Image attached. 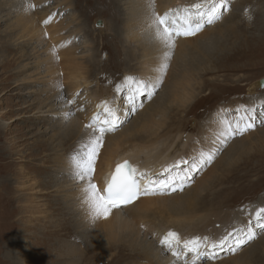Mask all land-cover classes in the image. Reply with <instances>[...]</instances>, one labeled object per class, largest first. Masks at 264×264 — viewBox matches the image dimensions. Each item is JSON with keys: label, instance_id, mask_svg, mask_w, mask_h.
Masks as SVG:
<instances>
[{"label": "rangeland", "instance_id": "1", "mask_svg": "<svg viewBox=\"0 0 264 264\" xmlns=\"http://www.w3.org/2000/svg\"><path fill=\"white\" fill-rule=\"evenodd\" d=\"M23 1L11 0L13 6L20 10L8 27L13 28V36L27 37L28 46L23 50L28 55L31 46L42 44L46 82L57 81L60 89H77L75 81L81 73L91 81L87 88H101L99 92L102 96V88L108 93H117V85L129 76L143 81L148 78L153 83L157 79L162 80L155 89V95L150 99L141 96L139 100L145 107L165 115L163 129L158 133H149V129L144 128L146 123H136L133 115H125V119L119 116L123 122L114 133H121L116 140L106 141L102 149H110L111 142L131 148L132 145H150L169 134L179 139L183 136L186 148L176 147L166 168H172L173 174L179 172L172 167L177 161L188 160L191 163L201 150L218 149L214 159L193 172L186 182L190 183V188L194 186L193 195L183 201L179 200L181 198L161 200V204L154 205L150 212V225L160 224L161 220L178 219L188 223L183 235L186 239L198 237L203 241L204 237L210 236L209 241H218L231 226L241 228L254 220L255 212L264 207V116H261L264 113V107H261L264 105V89L259 90L256 96H250L248 90L264 78V0H234L229 16L223 15L224 10L221 9L222 17L213 24L214 27L207 29L206 24L202 31L217 29L207 31L205 36L185 46L175 47L166 62L163 54L158 56L157 50L148 65L141 59L144 51L138 47L141 40L131 42L129 48L133 52V60L127 61L122 39L114 36L115 24L122 20L120 12L112 16L115 14L113 5L117 7L114 0H108L103 5L101 0H91L92 7H87L84 0H66L65 4H61L67 9L61 14L60 8L50 11L56 1H61L53 0L34 8L35 11L44 7L48 9L44 19L37 17L30 21L26 17ZM50 17L48 26L43 27L44 21ZM101 19L107 23V30L100 34L101 27L96 24L93 30V26L96 20ZM225 20L228 22L223 24ZM69 32L73 35L86 34L90 44L88 56L80 57L79 45L72 48L67 44L66 39L71 36ZM8 46L5 55L18 61L13 64L14 73L23 61L20 60L22 55ZM165 63L167 67L161 72ZM9 73L10 68L0 64V264H164L159 254L145 249L144 239L140 240L143 229L138 222L94 219L91 212L83 211L78 205L79 213L75 214L61 208L59 200L54 198L58 194L54 193V187L48 184L50 180L46 181L44 175L49 170L58 171L48 166L50 161H54L51 156L54 147L63 157L72 159L81 145L93 136L92 129L86 127L91 123H86L89 114L84 111L81 116H73L67 127L42 138L52 146L51 149L38 150L32 145L39 138L36 126L23 118V110L17 113L15 105L17 102L22 108L23 101L33 99H28L27 95H19L15 99L7 94V90L4 91L7 86H14L7 81ZM112 79H117L116 84ZM120 93L126 96L127 89ZM46 96L43 94V98ZM158 96L162 98L156 103ZM241 106L256 108V127L221 146L216 138L221 130L219 114L222 109H227L229 111L224 115L234 121L236 109ZM10 109L21 114L19 117L22 120H16L18 115L15 113L8 115ZM212 123L216 125L209 126ZM207 133L210 136L205 137ZM189 135L193 136V145L190 146L186 144ZM140 138H144L145 142L141 144ZM202 139L205 144L201 143ZM196 144H200L199 147H194ZM186 168V165H180V169ZM42 170L45 172L42 173ZM158 173L156 176L166 173L164 178L169 175L165 169ZM26 175L36 184L33 191L28 190L31 191L29 195L25 192L32 203L19 197L24 193L13 180L17 177L21 181ZM201 181L202 185L197 188ZM63 191L72 193L77 190L68 188V191ZM68 199L69 203L76 204L73 198ZM27 205L33 206V210L24 212L23 207ZM59 219H64L63 228L55 230L50 227L49 222ZM221 219L226 224L214 226ZM225 226L228 227L223 229ZM214 229L215 235L211 232ZM256 231L257 238L242 245L239 251H220L218 258L200 259L196 264H231L232 261L236 264H264V230ZM188 255L185 254L184 259Z\"/></svg>", "mask_w": 264, "mask_h": 264}, {"label": "bare ground", "instance_id": "2", "mask_svg": "<svg viewBox=\"0 0 264 264\" xmlns=\"http://www.w3.org/2000/svg\"><path fill=\"white\" fill-rule=\"evenodd\" d=\"M51 1L53 0H24L23 7L25 8L27 19L29 21L37 17L44 19L48 13L47 12L48 9L43 6L45 10L43 9L40 11L38 10L35 11L36 9L35 7L37 5L42 6L43 4L49 3ZM61 1H56L55 5L52 8H50V11L55 8L56 9L60 8L59 12L61 14L64 9L66 10L67 7L65 5H62L65 4L66 0H61ZM107 1L108 0H101V5L105 4ZM233 1L234 0H229L228 10L226 12L224 11L223 15L229 16L231 14L230 11L232 10V6L234 7ZM114 2L117 4V7L113 5V7H115V12H114L115 14H112V16L115 17L117 15V12H120L122 15V20L115 24L116 30L114 32V36L116 38L122 39L128 62L133 60L132 59L133 52L129 48L131 42L133 41L141 40V43L139 44L138 47L144 50L141 59L147 65L152 63L151 61L155 58V53L157 52V50H159L158 56L162 55L166 50H168L161 47V45L158 42L154 41V39L150 34V31L147 28L149 21V11L147 7L148 0H114ZM199 2H201V0H155V10L157 13L162 15L163 13L167 12L169 9L179 8L182 6H190L192 4ZM84 3L87 7L93 6L91 0H84ZM30 5H35L34 7L35 9L33 7H29ZM19 10H20L19 8L13 6L11 0H0V26H1L0 27L1 28L0 29L1 30L0 31V61H1L0 64L10 68V73L7 81L10 84L14 85L13 87L7 86V88H5L4 91L7 90V94L15 99H17L16 97H18L19 95L21 96L27 95L28 99L31 98L33 99L32 101L31 100H28L27 102L23 101L22 104L23 109L17 105V102L15 103V105L18 108L17 113H19V110L21 111L23 110L24 111L23 118H27V121L29 123L34 124L32 126H36L37 135L36 134L35 135L39 138L32 145L37 146L38 150L43 151V149L47 147L48 149H51L52 146H49V144L45 143L44 142L45 140H42V138L46 137L47 135H50L51 132L62 130L65 127H67L71 123L73 116L76 115L81 116L84 114V111H86L89 114L87 116L86 123L92 122L93 117L97 113L100 114V118L101 120H103L106 116V113L104 112V102H107V107L109 108L115 107L117 109L118 117L122 116L125 119V115L127 117L133 115L135 117L134 121H136V123L138 124L142 123L143 125H145L146 123V126L144 128L149 129L147 131L149 133H158L163 129L165 125V115H163L160 112H157L154 109L151 110L149 106L145 107L144 103L142 108L138 106L137 110L135 112H132L129 109V106L126 102V96H123L121 93L112 94L111 91L108 93L104 88H102L103 95L101 96L99 92L101 91V88L99 87L87 88V86L91 83L87 75H82L81 73L78 74L79 77L77 78V81H75V83L79 88L73 90L60 89V87H58L59 83L57 81L46 82L45 80L46 71L42 67V61H43L42 56L45 55V53L43 52L44 50H42L43 47H41L42 44L36 43L33 46H31L28 55L23 50L28 46L27 37L26 36L25 38L24 36L17 37V35L13 36L12 34L13 28L10 26L8 27L9 22L11 21L12 23V20L17 18V14ZM13 15L15 16L13 17ZM38 22H42V21H38ZM227 22L228 20H225L223 24ZM96 24L97 26L101 27L100 34L107 30V23L105 22V20L104 21L102 19L96 20L94 23L95 27L93 26V30H95ZM213 24L209 26L207 25L206 28L209 29L214 27ZM207 29L200 33H197L194 36L178 37L176 39L175 47L181 45L185 46L188 43L200 37L205 36L207 31L215 30L217 28L210 30ZM71 33L72 32H69V34ZM66 42L72 48H78L79 45L78 49L80 50V54H81L80 57H85L89 55L88 46L90 44L85 33L83 36L78 33L74 35L71 34V36H69L66 39ZM8 45H10V48L19 51L22 55L20 60L23 61L18 67H16L17 71H15L14 73L13 71L15 69L13 64L14 63L16 64V62L18 61H15L14 59H8L9 55L8 56L5 55L9 49ZM3 48L7 50H4ZM20 60L19 62H21ZM146 80L150 81L148 78H145V81ZM9 83L7 85H10ZM47 87H49L48 90ZM263 89L264 88L261 87L260 85V81H257L255 84H252L251 88L248 90L249 91L248 94L250 96H256L258 94L257 92ZM43 94L47 95L46 98H43ZM161 98H162L161 96L157 98L156 103H159ZM69 101H74V103H69ZM13 109L7 111L8 112L7 114L10 116L14 115L15 112L13 111ZM15 115H18L16 117V120H20V119L22 120V118L19 117L21 114L15 113ZM10 120L12 119L10 118ZM214 125L216 124L214 123H212V125L209 124V126H214ZM197 127L198 126H196V128ZM7 128L10 129L9 126ZM210 132L212 131L210 130ZM113 133L114 132H107L104 135L103 144L106 141L116 140L119 133L121 132H116L114 134ZM91 134L96 135V133H91ZM205 135H206L205 137H208L210 136V133H207ZM189 136L190 139L187 140L188 142L186 144L190 146L193 145L192 144L193 136L192 135ZM182 137L183 136H181L179 139V137L169 134L166 135L164 138H161L160 140L156 139V141H154L150 145H141V146L132 145L131 148H125L120 144L111 142L112 145L110 149L106 150L101 148L99 150V156L96 160V171L92 179L96 183L97 187L101 189V191H103L109 178L108 176H106V174L108 172H112L115 166L121 163L122 161H124L125 159L131 160L134 163L137 172L145 174V176L148 179H157V180L164 179V175L166 173L161 174L159 176L156 175H158L159 174L158 172H160L162 169H166L168 167V165L170 164L169 162L171 160L169 157L171 156L173 150L176 147H182V149L186 148L187 145L183 143ZM178 139L180 140V142H178ZM198 140H200V138ZM139 141L142 144L145 142V139L140 138ZM205 141H207V138L205 139ZM205 141H203L202 139L201 143L205 144ZM199 145L200 144H196L194 147H199ZM180 152H182V150ZM51 153H52L51 154L52 159L54 161H50L48 163V166L52 169H58V171L55 172L53 170H49L48 173L44 175V178L46 181L50 180L48 184L54 187V193L58 194L54 198L56 200H59V203L62 206L61 208L63 210L70 211L68 212L69 214L79 213V210L77 209V205L81 207L83 211L91 212V209L84 202L85 199L83 193L84 182L78 181L74 178L73 169H72V159L63 157V154L59 153L57 147H54ZM44 172L45 171L42 170V173ZM54 177H57V179H54ZM63 179L66 181L67 184L63 181ZM148 179L141 180L140 181L141 185L142 186L147 185ZM13 180L15 181L14 184L17 187L21 188L24 193V195L21 194L19 195V197H22L23 201L32 203L30 198L26 197L27 196L26 194L28 193L29 195V192L33 191V188L36 187L35 182H32L33 179L26 175L22 178L21 181L17 180V177L14 178ZM189 184L190 183H183L181 185L183 187L182 191L180 190V187H177L176 191L164 190L163 192H159V193H157L156 191L155 194L142 195L140 199L130 207L113 209L111 216L105 220L108 221L109 219H116L118 221L138 222L141 229H143V231H141L140 234L141 235L140 240L141 238L144 239L146 250L150 252H154L156 255L159 254V259L164 264H185V261H187V264H191L190 257L193 256L192 253L190 252L185 253V254H189L187 259L183 258L181 260H177L176 257L172 256L171 253L160 244V239L164 235H166L169 231L176 232L179 235L181 241L194 239V238L186 239L185 236H183L188 226V223L179 221L178 219L177 220L171 219L169 221L161 220L160 224H154V225H150V223H148L149 217L150 218L152 217L150 215V212L153 209V206L156 204L160 205L161 200L164 201L165 199L170 200L173 198H181L179 200L183 201L185 198H188L191 195H193L191 194V192L194 186L190 188L191 185ZM201 185H202V181L196 187L198 188ZM68 188H72V190H77V191H74L72 193L63 191V189H67L68 191ZM172 192H178V193L173 194L171 196L161 195L164 193L171 194ZM69 197L73 198L76 204L69 203V199H68ZM77 198L78 201L76 200ZM167 202L165 203L169 204ZM165 203L163 202V204ZM62 209L60 210L62 211ZM32 210H33V206L27 205L23 207L24 212H28ZM217 217L221 218L220 215H218ZM63 223H64V219H59L57 220V222L54 221L49 222V225L53 229L59 230L60 228H63L62 225ZM218 223L221 224V226H224L226 224V222L223 219H221L219 221H216V223H214V226ZM227 227L228 226H225L223 229ZM234 230L235 228L231 226L229 231H234ZM211 232H215V229L212 230ZM215 234L216 232L214 233V235ZM200 250L202 252L206 251V249L203 247ZM147 254H148L147 251H145V255ZM200 259L211 260L212 258H210L209 256H203ZM216 264H221V262H218ZM231 264H236V261H232Z\"/></svg>", "mask_w": 264, "mask_h": 264}, {"label": "snow or ice", "instance_id": "3", "mask_svg": "<svg viewBox=\"0 0 264 264\" xmlns=\"http://www.w3.org/2000/svg\"><path fill=\"white\" fill-rule=\"evenodd\" d=\"M229 0H201L199 3L190 6H182L179 8L169 9L162 15L155 10V0H148L149 21L147 28L154 41L158 42L161 47L168 49L163 53V60L166 62L170 59L171 50L175 48L176 39L178 37L194 36L202 31L205 25H211L221 18V9L225 12L228 10ZM29 7H35L30 5ZM51 17L45 20L48 24ZM167 64H163L160 71L163 72ZM162 83L157 79L155 83L152 81H143L134 77H126L121 85L116 87V92L120 93L127 89L126 102L132 112L137 107H143V103L139 98L144 96L150 99L155 95L156 87ZM264 86V85H262ZM74 103V101H69ZM99 107V106H98ZM264 107V105H261ZM227 109H222L218 123L221 130L217 133V141L223 146L226 142L237 136L243 135L245 132L256 127V108H248L241 106L236 109V119L229 120L224 113ZM104 112L106 116L103 120L97 113L91 123L86 125L92 129L93 135L88 142L82 144L80 150L72 157V169L74 178L83 181L84 202L91 209L94 219H107L111 216L113 209L121 208L133 203L142 195L155 194L157 190L176 191L177 187L183 190L181 186L191 179L193 172L199 171L207 163H210L218 149L208 151L201 150L198 157L192 158L191 163L188 160L177 161L173 168L179 169L178 173L173 174L172 168L165 169L169 173L164 179H148L145 174L138 173L128 161L117 164L110 180L101 191L92 177L96 171V160L99 156V150L103 147V137L107 132H115L118 130L123 120L117 116L115 107H107L104 102ZM264 116V113H261ZM264 123V121H262ZM95 125V126H94ZM187 166L186 169H180V165ZM148 179V184L142 186L141 180ZM179 181L180 183H177ZM264 207L260 208L254 214V220L248 221V224L234 231H229L227 235L221 237L218 241H209L208 237L181 241L176 232L169 231L160 239V244L168 250L177 260L184 258L185 253H192L190 257L191 264H196L197 260L203 256H209L212 259L218 258L220 251L231 250L233 253L239 251L241 246L253 241L257 238L256 229L264 230ZM205 248L202 252L200 249ZM187 264V261H185Z\"/></svg>", "mask_w": 264, "mask_h": 264}, {"label": "water", "instance_id": "4", "mask_svg": "<svg viewBox=\"0 0 264 264\" xmlns=\"http://www.w3.org/2000/svg\"><path fill=\"white\" fill-rule=\"evenodd\" d=\"M260 83L264 85V80H261ZM261 87L264 88V86H261Z\"/></svg>", "mask_w": 264, "mask_h": 264}]
</instances>
